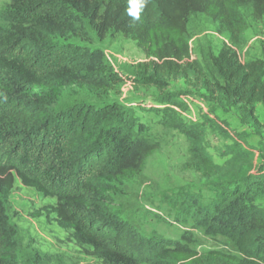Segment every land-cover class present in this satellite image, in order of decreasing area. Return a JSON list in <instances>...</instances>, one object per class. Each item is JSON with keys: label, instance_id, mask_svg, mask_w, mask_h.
Segmentation results:
<instances>
[{"label": "trees", "instance_id": "trees-1", "mask_svg": "<svg viewBox=\"0 0 264 264\" xmlns=\"http://www.w3.org/2000/svg\"><path fill=\"white\" fill-rule=\"evenodd\" d=\"M249 7L264 19V0H150L142 23L114 12L101 0H11L0 9V264H44L36 250H23L7 206L17 179L23 187L55 199L50 212L70 231L76 245L89 248L102 264H264V144L226 121L213 128L230 144L214 164L199 127L186 126L169 107L179 94L167 92L180 77L202 84L210 96L233 105H264V48L261 57L242 54ZM204 15L228 35L209 56L208 75L187 38L192 15ZM86 22L97 33L112 30L131 39L145 55L132 75L115 71L102 52L53 43L62 29ZM117 85L155 88L165 125L189 140V155L215 198L203 206L194 198L175 199L178 223L193 222L204 234L225 239V250L199 254L190 231L178 240L145 236L114 210L112 194L137 177L157 144L141 135L136 117L108 102ZM72 89L63 100L64 90Z\"/></svg>", "mask_w": 264, "mask_h": 264}, {"label": "rangeland", "instance_id": "rangeland-1", "mask_svg": "<svg viewBox=\"0 0 264 264\" xmlns=\"http://www.w3.org/2000/svg\"><path fill=\"white\" fill-rule=\"evenodd\" d=\"M10 1L0 0V9L7 7ZM101 1L114 12H126L127 0ZM241 13L246 21L243 57L245 60L258 59L264 48V19L255 20L249 7L241 9ZM137 22L142 23V20ZM187 38L203 69L210 75L209 56L217 55L228 41V35L219 32L217 24L206 16L198 14L188 19ZM53 43L98 50L103 53L107 64L125 75H132L136 66L146 61L143 52L131 39L112 30L99 34L80 20L57 33ZM167 92L179 94L175 99L179 105L169 104V107L186 126L199 127L215 165L224 164L226 158L221 154L230 144L213 128L215 120H224L232 130L246 133L251 145L264 144L263 104H255L252 108L233 105L224 96H210L202 84L185 77L171 80ZM72 93V89L66 88L63 100ZM159 95L155 88L127 85H117L109 91L107 101L117 102L129 110L140 124L141 135L158 145L156 152L145 160L141 173L119 187L115 195L112 194L114 210L118 216L130 220L145 236L155 234L178 240L182 233L190 231L194 235L190 248L199 254L225 250V239L204 234L194 228L191 221L185 224L177 221L180 205H172L170 201L194 198L206 206L215 198L216 191L201 177L192 162L188 138L164 124V115L167 114L153 111L154 108L161 110L165 107L156 101ZM257 204L264 208V196L259 195ZM54 205L55 199L45 198L15 180L7 212L11 224L17 228L23 250L26 253L36 250L46 256L48 260L44 264H102L90 255L89 248L76 245L70 231L57 226L55 215L49 209Z\"/></svg>", "mask_w": 264, "mask_h": 264}, {"label": "clouds", "instance_id": "clouds-1", "mask_svg": "<svg viewBox=\"0 0 264 264\" xmlns=\"http://www.w3.org/2000/svg\"><path fill=\"white\" fill-rule=\"evenodd\" d=\"M149 3L150 0H127V8L125 11L133 24L141 19V14Z\"/></svg>", "mask_w": 264, "mask_h": 264}]
</instances>
